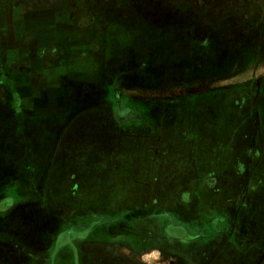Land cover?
<instances>
[{"label": "rangeland", "instance_id": "1", "mask_svg": "<svg viewBox=\"0 0 264 264\" xmlns=\"http://www.w3.org/2000/svg\"><path fill=\"white\" fill-rule=\"evenodd\" d=\"M13 1L17 4L32 1L36 2V5L40 2V0ZM119 1L111 0L112 5L105 10L104 17L120 25V22H125L124 16H133L134 19H129L127 25H122L127 26L128 29H143L150 36L149 39L145 37L142 41L130 40V36L112 30L110 31L112 39L105 41L111 57L131 56L134 51L139 50V46L148 52L143 62H139L138 58L136 62L129 59L125 61V64H128L127 70L124 65L122 67L124 72L112 73V87H116L118 93L121 92L119 104L128 109L132 107L131 111H140L139 101L132 102L130 97H138L144 104L156 97L159 98L161 105L173 106L178 120L172 134L171 144L174 147H185V152L193 146L190 129L193 127L198 131L202 120L203 140L205 139L204 146L207 148L208 157L206 163L211 167L222 166L224 163L216 156L211 157L210 150L218 153L217 148L221 146L224 149L231 142L232 134L241 132L243 129V132L246 130L251 136L249 144L252 146L249 155L258 156L261 152V145L264 146V0H121L128 1L127 9L115 8L114 2ZM2 2H7V0H0V3ZM136 12L142 13V17H136L137 20L135 19ZM201 21L203 22L202 32L205 33L206 39L195 38L200 32ZM190 32L191 37L194 38L186 37V39L184 34ZM151 35L157 38L152 40ZM96 97L98 98L97 94ZM113 99L112 97V101ZM109 103L91 105L90 114L109 111ZM86 105L88 107L87 103L85 107ZM81 107H84V104H81ZM122 111L127 110L122 109ZM93 121V130L90 135L79 136L78 134L70 142L72 147L74 142L79 145V148L84 147L82 152L71 155L68 160H65L62 150L65 144L57 147L58 150L52 159L51 177L47 179L48 183L44 188L51 206H56L65 214L69 211L73 212L72 219L79 220L81 223H87V221L93 223L94 219L101 216H109L110 219L111 217L117 218L110 225L112 230L109 229L108 239L97 231L90 240H87L89 236L86 231L87 227H84V231L76 233V239H86L83 242H88L83 243V246H90L101 240L109 242L124 240L129 245H135L143 237L148 243L145 242L144 252L139 255L125 247L119 248L120 246L116 244L114 246L100 243L101 247H97L103 251L110 250L121 255L126 254L127 258L129 257L138 264H189V250L194 251L198 246L208 244L206 258L207 260L211 258L208 264H264V185L256 190V195L254 191L255 183L257 185L258 180L264 179V162L250 172L248 179L243 180L236 193L240 201V215L247 211V214L250 212L252 216V224L249 226L251 230L248 231L247 226L244 227L242 229L244 232L241 233L243 236L238 239L242 241L246 238V241L235 245H232L230 241L231 246L216 245V242H221L222 237L215 236L216 233H204V231L196 233L197 230L205 228L211 231L212 228L218 227L214 230L216 231L224 226L222 227L223 235L228 239L230 236L239 234L231 235L229 223L222 218L223 212L210 211L213 208H208V206L203 210L202 226L189 228V233L178 231V229H173L168 233L164 232L166 229L163 231L157 225L152 226L153 218L159 216L160 212L163 215L164 211L173 205L171 199L166 201L171 188L167 184L172 185L175 176L184 168L182 165H189L188 169L192 170L195 161L193 153L189 161L185 156L179 164L177 159L173 158L169 167L159 168V178H163L165 185L155 180L152 183V160L146 148L150 146L151 140L140 135V140L135 145L133 142L136 141L135 139L127 138L124 141V155L128 159L122 161L115 157L116 152H112L109 154L112 156L109 161L118 166L126 162L129 171L137 170L138 172L130 176L107 178L101 181L91 180L87 183V168L92 161V158L86 159L87 153L91 150L92 144L97 145L104 140V136L100 135V131L103 132L102 127L99 126V131L95 128L100 125V120L93 119ZM140 128L137 125L129 126L128 132ZM244 135L247 136V133ZM54 140V136L48 138L35 136L34 143L43 141L42 144L45 145L47 141ZM64 140L65 138H62L61 142ZM181 152L184 153V150ZM262 153L260 155L264 160V153ZM99 154L102 153H97ZM199 154L200 152L195 153L198 162L201 159ZM43 156V160L47 158L45 152ZM57 169L64 176L70 177L72 173L73 177L69 179V182L58 183L61 174L57 172ZM227 172L229 173V169L223 171L224 174ZM82 176L85 180L81 182ZM227 177L225 176L224 179L226 180ZM17 178L20 180L17 181ZM17 178L6 175L0 179V198L10 193L16 194L17 182L27 181L22 171L17 173ZM31 184L29 181L28 185ZM59 186L62 188L57 191ZM159 187L160 191L157 189ZM33 192L38 193L36 190ZM160 195H166V197H160ZM206 196L203 200L206 199V202L210 203L211 198ZM30 199L32 198L28 197L23 201L14 197L11 204L25 208L26 205L21 204L29 203ZM30 201L33 204L36 203L34 200ZM218 202L222 205L225 199L219 198L215 204L217 205ZM5 205L8 207L7 203ZM221 205L220 208H222ZM147 206H149L147 216L143 218L146 221L144 229L142 230V227L135 229L133 224H135L136 217L132 218L134 217L133 212H138V210L144 212ZM0 208L3 209L5 206L2 205ZM37 214L40 220L36 217L32 222L36 229H40L45 226L46 221L43 220L41 208L37 210ZM209 215L216 217L213 222L206 218ZM243 220L244 217L241 216V221ZM48 223L52 225L56 222L49 217ZM117 227L124 228L121 232L116 229ZM220 234L219 232L218 235ZM189 235L193 236L192 241L196 243L187 247L184 242L189 241ZM200 237H204L203 240H200ZM207 238H217V241L208 243L204 240ZM158 243L161 245L155 247L154 245ZM167 243L177 248L175 250L180 252H177L179 256L170 253L172 248L168 249L170 246H166ZM214 253H216L215 256H211Z\"/></svg>", "mask_w": 264, "mask_h": 264}, {"label": "crops", "instance_id": "2", "mask_svg": "<svg viewBox=\"0 0 264 264\" xmlns=\"http://www.w3.org/2000/svg\"><path fill=\"white\" fill-rule=\"evenodd\" d=\"M14 8L15 6L10 2L0 3V179L6 175L16 179L17 173L22 171L27 181L17 182L16 194L10 193L0 198V206H5L3 209L0 208V264H70L71 259L65 263L58 261L65 251L72 250V247H77L86 239L90 240L97 231L103 235L111 229L110 225L117 218L111 217L110 219L109 216H101L94 219L93 223L88 221L81 223L79 220L72 219L73 212L69 211L66 217L67 214L61 212L56 206H51L48 202V194L44 192L45 184L48 183L47 179L51 177L52 159L58 150L57 147L65 144L62 148L65 160H68L71 155L82 152L84 147L79 148L76 142L72 147L70 142L78 134L79 136L90 135L93 130V119L100 120V125L95 128L99 131L102 127L103 132L100 131V135L104 136V140L97 145L92 144L91 150L87 153L86 159L92 158L87 168V183L91 180L101 181L136 174L138 171H129L126 162L119 166L113 164L109 161L112 157L109 154L116 152L115 157L126 161L128 158L124 155L125 139H135L136 141H132L136 145L140 140V135H143L151 140L150 146L146 148L152 160V183L155 180L161 185L164 184L163 178H159V168L169 167L173 158L177 159L179 164L185 156L189 161L192 153L195 158L192 170L188 169L189 165H182L185 169L182 168L175 176L172 185L167 184L171 188L166 201L171 199L173 205L164 211L163 215L160 212L159 216L153 218L154 225L152 226L157 225L163 231L166 229L164 232L168 233L173 229L189 233V228L202 226L203 210L208 206V208H213L210 211L223 212L221 213L222 218L229 223L233 233L244 232L242 229L246 226V230H251L249 228L252 224L251 213L247 214L245 211V214L240 215V201L236 193L243 180L248 179L250 172L264 162L260 155L261 152L264 153L263 145L261 152L257 151L258 156L249 155L251 136L246 130L243 132L244 129L241 132L238 131L232 134L231 142L224 149L220 146L217 148L218 153L210 150L211 157L216 156L224 163L222 166L211 167L206 163L207 148L204 146L201 120L198 131L193 127L190 129L193 138L192 148L189 147L185 152L183 146L174 147L171 140L178 116L174 113L173 106L161 105L159 98L156 97L151 98L147 104L141 103L138 97H130L132 102L139 101L141 110L131 111L132 107L128 109L121 105L127 111L119 112L114 106L113 94L108 87L112 83V73L124 72L122 67L124 65H126L125 68L127 67L128 64H125V61L129 59L136 62L138 58L139 62H143L148 55L147 50L139 46V50L134 51L131 56L111 57V52L105 42L107 40L95 38L91 41L93 42L91 47L89 41L85 40L84 32L70 29L65 23L46 22L47 19L55 16L48 10H41L39 16L35 18H38L40 23L42 18L46 24H51L50 26L53 27L46 26L45 30H40L37 40L35 38L37 32L32 31L31 23L23 22L27 29L26 34L32 38V42L29 43L30 39L23 40L22 34L25 32L21 27L18 28V33L14 31L16 30L13 28L16 24L13 22L16 17H12ZM31 19L33 18L31 17L30 21ZM127 34L136 36L138 41L144 39V32ZM51 47L52 50H50ZM119 94L121 97V92ZM86 103L88 107L87 105L85 107ZM107 103H109V111L90 114L91 105ZM81 104H84V107L80 108ZM86 108L87 111H81ZM134 125L141 128L128 132L129 126ZM245 133L247 136L244 135ZM35 136H46V138L54 136L55 140L44 142V145L42 144L44 140L34 143ZM62 138H65L63 142H61ZM205 138L207 141V132ZM181 150H184V153ZM44 152L47 158L43 160ZM99 152L102 154L97 155ZM199 152L201 159L198 162L195 153ZM225 169H229L228 174L223 173ZM57 172L61 174L58 183L69 182V179L73 177L72 173L69 177L64 176L58 169ZM225 176H228L226 180ZM18 180L20 179L17 178ZM83 180H85L84 176L81 182ZM29 181L31 185H28ZM254 181L256 182L255 176ZM261 185H264V179L258 180L257 185L255 183V195ZM60 188L62 187L59 186L57 191ZM157 189L160 191V187ZM34 190L38 193H34ZM206 195L211 198L210 203H207L206 199L203 200ZM14 197L23 201L31 197L30 200L36 203L34 205L29 200V203L21 204L26 205L25 208L19 205L15 207L16 205L11 204ZM160 197H166V195H160ZM219 198L225 199L222 205L219 202L215 204ZM148 207L145 208V213L139 210L133 212L134 217L132 218L136 217L135 224H133L135 229L138 227L144 229L146 221L143 218L147 216ZM40 208L46 223L44 227L36 229L32 221L36 217L40 220L37 214ZM241 216L244 217L243 221H241ZM49 217L56 223L49 224ZM206 218L213 222L216 217L209 215ZM218 220L222 221V219ZM183 223L184 226H182ZM84 227H87L86 231L89 236L84 240L76 239L75 234L84 231ZM222 227L224 226L216 231L214 230L218 227L212 228L211 231L200 228L196 233L204 231V233H216L215 236H217L218 231L223 232ZM123 228L117 227L116 229L122 232ZM192 237L190 236L188 241L190 245L196 243L192 241ZM141 239L148 243L144 238ZM204 240L214 242L217 238ZM54 248H58V252L51 258L50 254ZM33 252L38 253L35 259L34 256L26 258ZM44 257L48 258L43 259Z\"/></svg>", "mask_w": 264, "mask_h": 264}, {"label": "flooded vegetation", "instance_id": "3", "mask_svg": "<svg viewBox=\"0 0 264 264\" xmlns=\"http://www.w3.org/2000/svg\"><path fill=\"white\" fill-rule=\"evenodd\" d=\"M7 2H10L13 4V6H15V8L13 9V18L16 17V19H14L16 22V26L13 28H16L15 33H18V28H22L24 30L25 33L22 34L23 40H31L29 43L32 42V38L30 36H28L27 33V29H25V25L23 24V22L28 23L30 22L32 25V31H36L37 33L40 30H45V27L48 26L49 28H52L53 26H50L51 24H46V22L50 23L52 22L53 24H60V23H65V25L67 24V26L70 27V29L76 30L78 29L81 32H84L85 35V40L89 41V44L93 45V42H91L92 40H94L95 38L97 40H111V33L110 31L114 30V31H119V33L121 34H126L127 36H130V40H138L137 37L132 36L131 34H127V33H138V32H144V38L146 37V39H149L150 36H148V32L146 33L145 30L143 29H138V28H130L128 29L127 26H123V25H127L129 22V19L133 20V16L127 17L124 16V21L125 22H120V25H118L115 22H112L110 18L104 17L105 16V10L111 5L112 2L111 0H40L39 4L36 5V2H30L27 1L23 4H17L15 1H11V0H7ZM5 3V2H2ZM115 8H120V9H127L128 6V1H119L118 3H115ZM138 7V6H136ZM135 7V8H136ZM41 10H48L50 13L53 12L55 14L54 17H51V19H47L46 22L43 21V19L41 18V23L40 20L38 18L39 12ZM101 10V11H100ZM37 15V16H36ZM136 15V16H135ZM135 19L136 17H142V13L140 12H136L135 14ZM32 21H30V18ZM34 19H38L33 21ZM137 20V19H136ZM34 22V23H32ZM123 24V25H122ZM67 27V28H69ZM204 27L205 23H204ZM189 28H191L189 26ZM188 28V29H189ZM207 29V28H206ZM199 30L200 32L197 34V36H195V38L198 39H206V36H204L205 33L202 32L203 30V22L201 21L199 24ZM23 32V31H22ZM36 33V40L38 39L39 33ZM192 34L191 32L189 34H184L185 38H190ZM152 36V40L157 38L156 36ZM106 38V39H105ZM174 38V37H173ZM186 38V39H187ZM194 38V37H193ZM192 37L190 39H193ZM83 39V38H82ZM91 42V43H90ZM50 50H52V47L50 48ZM108 87L110 88L111 92H112V97L114 98V106H116V110L121 112L122 111V106L119 104L120 102V98H119V93L117 92L116 87H112V83H110L108 85ZM121 106V107H120ZM121 108V109H120ZM81 111H87L86 109H82ZM252 146V145H251ZM262 147V145H261ZM230 229V227H229ZM230 234H236L233 233L231 231V229L229 230ZM242 233V232H241ZM241 233L239 235H235V236H230V239L227 238V236L223 235V232L219 234H217V236L222 237L221 238V242H216V245H229L231 243H229L230 241L232 242V245L238 244V242L241 244L244 241H246L244 238V240L240 241L238 240L239 238H242L243 235H241ZM108 233L104 234L105 239L107 238ZM224 236V237H223ZM142 237V236H141ZM237 237V238H235ZM143 238V237H142ZM104 239V240H105ZM108 239V238H107ZM219 241V240H218ZM186 242V243H185ZM184 244L188 246L193 245V243L190 245V242L185 241ZM192 242V241H191ZM206 242V241H205ZM208 242V241H207ZM83 243H88V242H82L81 244H79L77 247L73 248L72 250H68L65 251V253H63L61 255V257H59L58 261L60 262H67L69 261V259L72 260L73 264H81V263H85V264H138L133 262L132 260L129 259V257L127 258L125 255L126 254H119L116 251H103L100 248H98L97 246H100V243L104 244V245H118L121 247H125L129 250H131L134 254L139 255V254H143V250L145 248V242L143 241V239H140L135 245H129L126 241H119V240H113V241H103L101 240L94 242L92 245L90 246H83ZM209 243V242H208ZM96 245V246H95ZM161 244H157L155 245V247H159ZM164 245V244H163ZM166 246H170L169 243L165 244ZM207 245L208 244H204L201 246H198L197 248H195L194 251H190V258L189 260V264H208L209 260H207V256H206V252H207ZM231 246V245H229ZM111 247V246H110ZM172 248L170 251V253L179 256V251L175 250L177 249L176 247L170 246L168 247ZM58 248L53 249V251H51V258H53L52 256H54L58 250ZM111 249V248H109ZM179 252V253H177ZM217 253V252H216ZM212 254L211 256H215V254ZM38 253L33 252L31 253V256H26L27 257H32L37 256ZM211 254V252L209 253ZM33 259V258H32ZM19 261H21L19 259ZM38 261V257L36 258V262Z\"/></svg>", "mask_w": 264, "mask_h": 264}]
</instances>
